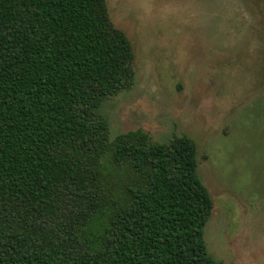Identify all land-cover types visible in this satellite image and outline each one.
<instances>
[{"label": "trees", "instance_id": "1", "mask_svg": "<svg viewBox=\"0 0 264 264\" xmlns=\"http://www.w3.org/2000/svg\"><path fill=\"white\" fill-rule=\"evenodd\" d=\"M108 0H0V264H225L189 135H111L136 82Z\"/></svg>", "mask_w": 264, "mask_h": 264}, {"label": "rangeland", "instance_id": "2", "mask_svg": "<svg viewBox=\"0 0 264 264\" xmlns=\"http://www.w3.org/2000/svg\"><path fill=\"white\" fill-rule=\"evenodd\" d=\"M136 82L101 111L112 137L189 135L214 199L204 237L225 264H264V0H108Z\"/></svg>", "mask_w": 264, "mask_h": 264}]
</instances>
